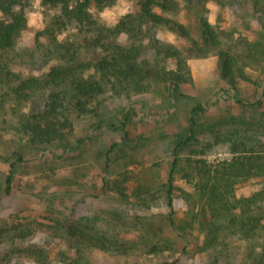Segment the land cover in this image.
Masks as SVG:
<instances>
[{"label": "rangeland", "instance_id": "1", "mask_svg": "<svg viewBox=\"0 0 264 264\" xmlns=\"http://www.w3.org/2000/svg\"><path fill=\"white\" fill-rule=\"evenodd\" d=\"M225 1L222 8L208 1L207 11L189 12L183 0L172 1L177 3L175 11L161 16L181 24L191 39L163 25L142 23L137 0H108L91 6V28L81 31L72 22L58 25V9L42 0H28L17 9L27 25L15 42L10 70L23 80H44L51 70L98 60L105 54L87 47L85 37L134 18L136 29L130 35L120 34L116 44L136 47L139 62L155 60L154 40L175 49L183 66V83L178 90L172 84L151 81L141 84L140 91L131 86L117 96L107 92L88 104L97 112L96 118L73 113L72 131L49 147L31 143L22 124L41 114L49 94L60 88L50 85L25 99L13 95L0 100V229L19 223L31 230L15 246L7 235L0 244V264L264 261V56L259 64L251 52L256 43L264 51V28L252 11L256 2L264 4V0ZM155 13L162 14L159 9ZM202 17L220 33L222 44L217 49L203 44ZM223 54L248 65L241 67L245 77L235 78L232 85L223 76ZM176 59L169 60V68H176ZM178 142L184 144L178 149L174 186L168 194ZM198 160L219 169L231 166L237 172L228 196L248 201L259 195L245 211L239 202L232 212L243 221L245 217L260 219L254 237L238 221L230 223V232H218L214 245L209 243L212 237L204 230L198 232L196 225L186 230L187 223H194L190 211L196 205L198 210L202 207L185 175L189 162ZM245 162L255 163L256 170L238 166ZM8 175L11 184L6 194ZM170 197L172 208L167 206ZM171 217L175 227L169 226ZM225 217L228 222L230 216ZM63 226L91 228L110 241L109 250L68 238ZM32 253H41L46 260L39 262Z\"/></svg>", "mask_w": 264, "mask_h": 264}, {"label": "trees", "instance_id": "2", "mask_svg": "<svg viewBox=\"0 0 264 264\" xmlns=\"http://www.w3.org/2000/svg\"><path fill=\"white\" fill-rule=\"evenodd\" d=\"M27 1L0 0V100L13 95L16 98L25 99L30 93L45 89L50 85L60 88V91L57 93L49 94L47 103L41 114L34 115L31 122H24L22 124V130L29 137L31 143L49 147L54 143L60 142L73 129L70 118L73 113H77L78 115L90 113L93 115V118H96L98 116L97 112L89 109L88 104H92V102L107 92L117 96L121 91H126L131 86L140 91L143 89L141 84L151 81L172 84L175 90H178L179 84L183 83L180 74L183 66L178 57L179 53L175 49L160 43L158 40H154L152 47L156 55L155 60L152 62H139L136 47L130 46L125 48L116 44V39L120 34L130 35L136 29L137 22L134 18L120 20L112 28L103 27L99 31H93L85 37L84 43L87 47L99 50L105 54L98 58V60L79 61L78 63L72 61L76 64L51 70L44 80L35 78L21 79L20 76L13 73L10 69L15 42L27 25L25 16L18 12L17 9L21 8ZM105 1L108 0H42V3L58 9V25L72 22L81 31L86 30L87 27L91 28L92 19L88 14L90 7L100 5ZM137 1L140 6L138 19L141 22H149L154 26H166L170 31L191 39L190 33L181 24L179 25L177 21L161 16L165 13L169 14L171 11L174 12L176 2L173 3V0ZM208 1H214L221 8L225 6L226 2L225 0H183L188 5V12L193 9L201 10L200 8L203 11H207L206 3ZM155 9H159L162 14L155 13ZM252 11L257 14L259 23L264 28V4L256 2L252 7ZM206 20L204 17L200 19L203 44L207 49H217L222 44L220 33L210 26ZM197 52L202 54V51ZM251 52L252 56L256 57L260 64L264 51L260 50L259 43L254 44ZM221 57L224 66L223 76L229 79L231 85L235 78L245 77L241 67L248 66L247 64L226 54L221 55ZM172 59L177 60L174 70L167 65ZM60 85H65V87H61ZM71 91L72 93L68 95ZM262 94L264 96V91ZM182 144L184 143L178 142L173 150L170 176L167 181L168 194H171V189L174 186L173 174L178 164V149L183 146ZM189 164L191 167L185 175L194 188L195 201L200 204L202 203V207L198 210V205H196V209L190 211L194 216V223H187L186 230L191 231L196 225L199 230L198 232L204 230L208 236L212 237L209 243L214 245L217 242L218 232L225 229L230 232L231 227H233L230 223L238 221L242 223V227L247 228L246 234L254 237L253 234L258 230L260 219L245 217L243 221L240 219V216L237 218H235L236 216L233 217L232 212L235 209V204L239 202L244 203L243 211H245V208L258 201L259 195L252 197L248 201L228 196L234 183L233 180L237 176V172L233 171L231 166L219 169L201 160L190 161ZM238 166H247L248 170L253 171L256 170L255 166L257 165L252 162H245L239 163ZM10 184L11 176L8 175L4 186L6 194L10 190ZM167 206L172 208L171 197L168 199ZM226 215L230 216L228 222L225 217ZM242 215H245V213ZM196 216H198L197 219ZM262 220H264V217ZM169 226L175 227L172 217L169 219ZM261 226L264 229V221ZM61 229L68 238L104 251L109 250L107 243L110 244V241H105V237L95 234L91 228H89V231L68 226H63ZM8 234H10L9 239L12 242L10 244L15 246L14 243H18L25 237H28L31 234V230L29 228L26 229L24 224L21 225L19 223L9 227V230L0 229V244L3 240L7 239ZM32 254L39 259V262L46 260V257L41 253ZM261 258L264 260V254ZM252 260H254L255 264L264 263V261H258L253 258Z\"/></svg>", "mask_w": 264, "mask_h": 264}]
</instances>
